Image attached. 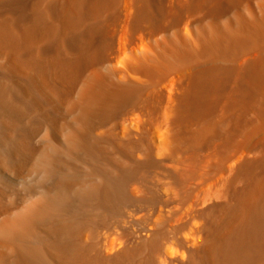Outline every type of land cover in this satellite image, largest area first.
Instances as JSON below:
<instances>
[{
    "label": "bare ground",
    "instance_id": "1",
    "mask_svg": "<svg viewBox=\"0 0 264 264\" xmlns=\"http://www.w3.org/2000/svg\"><path fill=\"white\" fill-rule=\"evenodd\" d=\"M0 264H264V0H0Z\"/></svg>",
    "mask_w": 264,
    "mask_h": 264
}]
</instances>
